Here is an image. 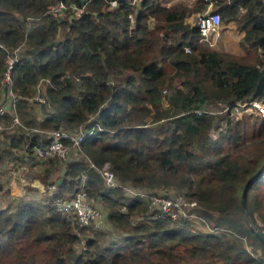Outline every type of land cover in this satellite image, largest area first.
Returning <instances> with one entry per match:
<instances>
[{
  "label": "trees",
  "instance_id": "1",
  "mask_svg": "<svg viewBox=\"0 0 264 264\" xmlns=\"http://www.w3.org/2000/svg\"><path fill=\"white\" fill-rule=\"evenodd\" d=\"M58 1L82 10L46 12ZM210 1L220 20L242 10L240 47L251 62L201 46L207 44L195 24L184 19L206 0L191 7L158 0H0V79L6 51L19 47L10 69L19 124L2 132L0 166L26 160L52 128L82 133L74 157H50L42 171L50 177L61 164L55 194L73 195L81 185L103 205L109 229L125 231L107 243L86 236L78 247L76 234L85 227L50 200L20 198L0 209V264H264L250 250L264 253L250 228L264 223V117L244 122L221 111L264 93V2ZM39 82L44 102L32 99ZM104 162L132 187L184 186L197 202L194 212L221 229L154 218L143 200L103 183L96 168Z\"/></svg>",
  "mask_w": 264,
  "mask_h": 264
},
{
  "label": "built area",
  "instance_id": "2",
  "mask_svg": "<svg viewBox=\"0 0 264 264\" xmlns=\"http://www.w3.org/2000/svg\"><path fill=\"white\" fill-rule=\"evenodd\" d=\"M139 0H130V3H137ZM264 2V0H261ZM212 4L210 0H206L204 8L195 13L194 24L199 32V41L210 45L214 40L215 36L219 32L220 19L219 14L211 8ZM74 9L77 12L82 10L81 6H75L74 4L66 5L61 1L51 4L47 7L46 12H57L60 13L65 11L67 8ZM185 51L189 50V46H183ZM19 47H15L10 52L6 51L4 57V71L2 73L0 84L2 88V94L4 97H8L7 106L0 104V137L2 129L8 123L10 125L19 124V119L14 112L16 96L12 91V83L10 78V69L13 61L17 58ZM38 102H44V98L40 95L39 88L37 86L36 92L33 98ZM222 110H227L228 115H233L241 110H249L251 113L257 116L264 117V93L259 96L248 97L241 100H235L222 106ZM197 111V110H196ZM199 112V111H197ZM7 114L10 116L8 120L3 117ZM48 140L46 143L34 145L31 151L37 158L47 159L55 157L59 161H65L70 155L69 146L77 148L78 141L82 138V133L78 132L77 135L69 133L63 128H52L46 131ZM69 142H66L65 139ZM69 143V144H67ZM107 163H103V169L98 172L103 179V183L107 186L120 187L124 194L138 198L144 201L145 208L148 214H151L154 218L166 217L169 219L183 218L196 222V214L194 212L195 201L192 199H184L181 195H164L158 190L146 189L139 187H132L128 184L122 183L117 180L113 173L108 169ZM92 165V164H90ZM101 165V166H102ZM56 185L55 183H49L45 185L42 193L46 196L47 200H50L55 210L70 216L71 220L76 221L78 225H97L98 216L100 211L94 207L84 190L80 188L73 195H57L55 194ZM208 230H218L221 227L216 225H209L206 223L205 226Z\"/></svg>",
  "mask_w": 264,
  "mask_h": 264
},
{
  "label": "rangeland",
  "instance_id": "3",
  "mask_svg": "<svg viewBox=\"0 0 264 264\" xmlns=\"http://www.w3.org/2000/svg\"><path fill=\"white\" fill-rule=\"evenodd\" d=\"M195 0H158V3L165 5V6H171V5H179V4H186L188 6L191 7V5L193 4ZM240 12L238 14L235 15V17L232 20H228V19H221L220 21V28H219V32L218 34L215 36L214 40L211 42V44L209 46L207 45H201L210 49H214L217 50L219 52H225L228 55H231L233 58L239 59V58H244V61L247 62H251L252 61V55L251 53H247L245 51V49L240 47V39L243 35V26H242V16H243V12L242 10H239ZM195 13L196 11H190L188 12V14L185 17V22H191L192 24H194V19H195ZM154 24V20L153 19H148V25L149 27H152ZM163 69L165 71H171L172 67H170L168 65L167 62L163 63ZM111 79V78H110ZM174 84L176 86L180 85V82L178 80H176V77L174 78ZM38 88L39 91H41L42 88V82L38 83ZM161 93L163 95L166 94V90L163 89L161 91ZM207 109L210 111H215L213 106H207ZM218 114H221V112ZM232 120H238V121H243L244 122H252L254 123L256 121V118H259V116L254 115L253 113H251L249 110H241L240 112H237L235 114H233L232 116L229 115ZM148 118V117H147ZM6 126L2 129V132H10L13 125H10L8 123L5 124ZM214 128H211L209 130V136L210 137H216V132H214ZM2 140V133H1V137H0V142ZM69 144V143H67ZM69 149H72L71 146H69ZM75 154H73V151H71V154L68 156V158L74 157ZM67 158V159H68ZM38 158H35V162L29 164L28 167L26 166H22V172L24 174V178L26 179V181L24 183H26L23 187L27 188L28 190L31 189L32 192H34L32 195L35 196V194L37 193L38 190V186H40L41 184H47L48 181L51 179L50 177H46L43 173V169H41L42 166L47 165V161H38L36 160ZM44 159V160H48ZM67 159L65 161H67ZM64 162V161H62ZM107 162H104V164ZM108 169V163L106 164ZM103 166H101V168H99L100 172L103 169ZM98 172V169H97ZM11 174V170L5 171L1 166H0V206L2 204L4 205H9L12 206L14 205L15 201H17V198H21L23 200L24 194L19 195L17 198H15L12 195L8 194V190H4L2 189L4 185V181L10 176ZM99 174V172H98ZM100 176V174H99ZM42 179H45L47 182H42ZM33 181V183L35 182L36 184L31 185L30 183ZM5 182V183H6ZM81 186V185H80ZM30 187V188H29ZM151 188H154L156 190H158L159 192H164V193H168L169 195H181V197H183L184 199H193L190 196L187 195V190L184 186H178V187H174V185L172 184H167V185H159V186H153ZM264 188V186H263ZM27 191V190H26ZM86 194V192H85ZM87 196V195H86ZM87 198L89 199L90 203L96 207L97 209H99L100 214L102 216H104V212L102 210L101 207H103V205L98 202L97 200L93 199L92 197L90 198L89 196H87ZM24 199H26L24 197ZM37 199H42L41 194L39 193L38 197L35 198V200L37 201ZM195 200V199H193ZM196 201V200H195ZM197 202H195L196 205ZM198 205V204H197ZM196 214V223L200 222L202 223L203 228H205L206 226V221H204L203 218H201L200 216H198L197 213ZM259 214L264 216V189L262 190V205L259 209ZM199 224V223H198ZM257 227L254 226L253 224H250V228L253 230H256V228H260L258 231H261L264 233V223L261 222H257L256 223ZM82 227H85L86 229H84V232L81 233L79 232V234H76L78 236V238L80 239V242L77 244L78 247H80L83 244V240L86 236H91V237H95L98 239V243H107L108 241L112 240L111 235L113 236H119L120 238H122L123 235H125V231H122L121 229L117 228L116 232L114 231L115 229L111 228L109 229L108 227L105 226V220H102V223H97V225H82ZM195 227H198V225H196ZM193 229H195L193 227ZM95 232V234H93ZM260 233V232H259ZM241 242H243L244 248L245 249H250L251 247V252L254 253V257L257 258H261L264 256V253L262 254L260 249H258L257 246H251V247H247V244L249 243L248 240H241ZM237 263V261H236Z\"/></svg>",
  "mask_w": 264,
  "mask_h": 264
},
{
  "label": "crops",
  "instance_id": "4",
  "mask_svg": "<svg viewBox=\"0 0 264 264\" xmlns=\"http://www.w3.org/2000/svg\"><path fill=\"white\" fill-rule=\"evenodd\" d=\"M2 88L3 87L0 84V104H2L3 106H7V103H8L7 100L9 98L8 97H4V95L2 94ZM45 137L48 138L47 135H45ZM35 158H37V157L30 150V153L28 152L26 160H22L20 163L14 164L13 160H5V163L1 167L5 171L11 170V174L8 177L7 182H6V180L4 181V185H2L3 186L2 189L6 190V191L8 190V194L14 196L15 198H17L19 195L24 194V196H22L23 200H27V199H34L35 200V198L38 197V195L40 193L41 196H42V199L41 200L37 199V201H40V202L43 203L46 200V196L42 193V191H44L45 185H47L49 183H55L57 185L59 183V181L61 180V177H62V174H63V168H62L61 164L57 163V167L55 169L51 170V173H50L51 181H49V183H47V184H41L40 183V186L37 187L38 188L37 193L34 196V195H32L34 192H32L31 189L28 190L27 188L23 187L27 182L24 183L26 181V179L24 178V174L22 172V169H23L22 166L28 167L29 164L35 162ZM36 160H38L39 162L40 161H47V160H44V159H41V158H38ZM42 168H44V166H42L41 169ZM30 184L34 185L36 183L35 182L33 183V181H32ZM80 188L83 189V187L80 186L78 189L75 190V192L78 191ZM67 196H69V195H67ZM24 197L26 199H24ZM17 199H20V198H17ZM4 206H7V205L2 204L0 206V209H2ZM101 208H102V210H103V212L105 214V211H104L103 207H101ZM102 220L103 221L105 220L103 214H102V216L101 215L98 216V222L97 223H102ZM105 226L110 228L108 223L106 222V220H105Z\"/></svg>",
  "mask_w": 264,
  "mask_h": 264
},
{
  "label": "water",
  "instance_id": "5",
  "mask_svg": "<svg viewBox=\"0 0 264 264\" xmlns=\"http://www.w3.org/2000/svg\"><path fill=\"white\" fill-rule=\"evenodd\" d=\"M254 233L257 235V237L261 240V242L264 244V237L258 232V231H254Z\"/></svg>",
  "mask_w": 264,
  "mask_h": 264
},
{
  "label": "clouds",
  "instance_id": "6",
  "mask_svg": "<svg viewBox=\"0 0 264 264\" xmlns=\"http://www.w3.org/2000/svg\"><path fill=\"white\" fill-rule=\"evenodd\" d=\"M219 28H220V26H219Z\"/></svg>",
  "mask_w": 264,
  "mask_h": 264
}]
</instances>
